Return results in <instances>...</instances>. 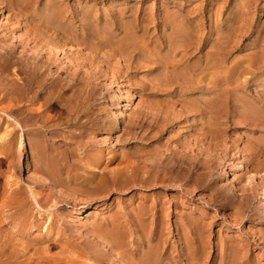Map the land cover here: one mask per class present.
Returning a JSON list of instances; mask_svg holds the SVG:
<instances>
[{
    "label": "rangeland",
    "instance_id": "obj_1",
    "mask_svg": "<svg viewBox=\"0 0 264 264\" xmlns=\"http://www.w3.org/2000/svg\"><path fill=\"white\" fill-rule=\"evenodd\" d=\"M10 128L2 264H264V0H0Z\"/></svg>",
    "mask_w": 264,
    "mask_h": 264
},
{
    "label": "bare ground",
    "instance_id": "obj_2",
    "mask_svg": "<svg viewBox=\"0 0 264 264\" xmlns=\"http://www.w3.org/2000/svg\"><path fill=\"white\" fill-rule=\"evenodd\" d=\"M177 35V34H176ZM35 56V55H34ZM36 58H38V57H36ZM36 61V60H35ZM22 65V64H21ZM30 67H31V65H30ZM23 68V66H21V69ZM40 68H41V66H39L38 65V67H37V70H38V72H36V70H32V72H31V74L29 73L27 76H26V78L24 79V85L26 86L25 88H27V89H29V88H32V86H33V84L34 83H37V82H35V78L36 79H38L39 78V80H38V84H39V86L38 87H49L50 85H51V83L53 82V81H56V82H59L60 83V79L59 78H53L52 77V75L48 72L47 73V69H44V70H40ZM51 76V77H50ZM61 87H62V84L60 85ZM64 87V86H63ZM15 88V87H14ZM19 88V87H18ZM17 90H19V89H17ZM119 90V89H118ZM16 91V90H15ZM19 91H21V87H20V90ZM117 91V90H116ZM17 92V91H16ZM23 92V91H22ZM27 92V91H26ZM20 94V93H19ZM6 109V108H5ZM8 112V111H7ZM25 112V111H24ZM24 112L22 111V113L24 114ZM28 112V111H27ZM124 112V111H123ZM122 112V113H123ZM4 113H5V111H4ZM37 113V112H36ZM8 115V114H7ZM39 115V114H38ZM28 116V115H27ZM29 116H30V119H29V123L28 122H26V123H21V122H18V121H14V123H15V128H17V130H20V131H18V132H21V133H25L26 132V130H29V128H28V125L30 124L32 127H34V126H36V125H38V124H36V120H34V121H31V118L33 117V114L31 115V113L29 114ZM38 117V116H37ZM34 118H35V116H34ZM17 119V118H16ZM36 119V118H35ZM119 120L123 123V118L122 117H119ZM56 124V123H55ZM39 125H40V123H39ZM38 125V126H39ZM52 126V125H51ZM36 128V127H35ZM41 129V128H40ZM30 131V130H29ZM28 131V132H29ZM13 132H14V128H10V129H7V133H5L4 135L6 136V134L9 136L8 137V139H6L5 140V136H0V154H3V155H12L13 153H14V151H15V149L16 148H18V151H20V154H19V163L21 162V157H22V155L23 154H26L28 157H27V159L30 157L31 159H30V161L32 160V161H34L33 163H41V165L40 166H42V163H50L49 162V160L47 159V157H49V154L47 153V155L48 156H44V155H42V156H37V154H36V152H35V150H36V148H37V143L39 142L38 141V138H37V136H36V134H33L32 133V130H31V132H29L28 133V150L27 149H25L26 151H24V145H25V140H19L20 139V137H19V139H16V137H14L13 136ZM27 133V132H26ZM37 133V132H36ZM39 134V133H38ZM27 135V134H26ZM21 137H22V135H20ZM40 139H42V138H40ZM59 139V138H58ZM17 142H18V147H17ZM27 142V141H26ZM48 142V141H47ZM76 144V143H75ZM39 145V144H38ZM43 145V144H42ZM49 145V144H48ZM57 145V144H56ZM62 145V144H61ZM40 146V145H39ZM58 146H60V145H58ZM46 148V147H45ZM47 149V148H46ZM45 149V150H46ZM50 149V148H49ZM55 149V148H54ZM59 149H61V148H59ZM44 150V149H43ZM52 151V150H51ZM16 152V151H15ZM45 152V151H44ZM59 152V151H58ZM38 153V152H37ZM46 153V152H45ZM53 153H55V152H53ZM16 154V153H15ZM39 155V154H38ZM1 156V155H0ZM15 156V155H14ZM51 156H54L53 154L51 155ZM25 157V156H24ZM52 158V157H51ZM54 158V157H53ZM49 159H50V157H49ZM55 159V158H54ZM17 160H18V157H17ZM24 160V159H23ZM22 160V161H23ZM53 160V159H52ZM51 161V160H50ZM56 161H58V160H56ZM52 162H54V161H52ZM65 161H62L61 159H60V163H64ZM28 163V162H27ZM55 163H57V162H55ZM38 165V166H39ZM46 165H44L43 164V166H42V168H44ZM51 168H52V166H50ZM46 168V167H45ZM56 168V167H55ZM54 168V169H55ZM47 169H49V168H47ZM46 169V170H47ZM53 169V168H52ZM59 169V168H58ZM45 170V171H46ZM51 170V169H50ZM49 170V171H50ZM53 171V170H52ZM51 172V171H50ZM56 173V172H55ZM55 173H54V175H55ZM65 173V172H64ZM31 174V173H30ZM59 173L57 172V175H58ZM56 175V177L58 178V176ZM64 175V174H63ZM60 176V175H59ZM55 177V178H56ZM54 178V179H55ZM60 179H62L61 177H60ZM58 180V179H57ZM16 193V192H15ZM17 195V194H16ZM17 198H18V196H16ZM12 202H14L15 201V197H11V199H10ZM12 245H14V244H12ZM6 248H8V245L5 243V242H0V264H2V262H3V260L6 258V257H8L9 256V258L11 257V258H13V260H16L17 259V255L19 254H17V251H15V250H12L11 249V246H10V249L9 250H11V251H9L10 253H8V252H6L5 251V249ZM14 249V248H13ZM8 251V250H7ZM8 254H6V253ZM10 254V255H9ZM10 260V259H9ZM11 262V261H10ZM6 263V262H5ZM12 263V262H11ZM13 264V263H12Z\"/></svg>",
    "mask_w": 264,
    "mask_h": 264
}]
</instances>
